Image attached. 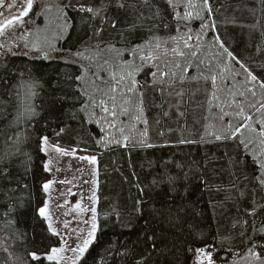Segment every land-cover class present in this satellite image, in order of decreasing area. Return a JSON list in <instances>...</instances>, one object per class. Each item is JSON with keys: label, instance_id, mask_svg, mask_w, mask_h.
Returning <instances> with one entry per match:
<instances>
[{"label": "trees", "instance_id": "16d2710c", "mask_svg": "<svg viewBox=\"0 0 264 264\" xmlns=\"http://www.w3.org/2000/svg\"><path fill=\"white\" fill-rule=\"evenodd\" d=\"M26 31L0 50V264H50L60 242L39 214L41 136L97 159L80 264L264 261V0H36ZM157 44L159 61L130 55Z\"/></svg>", "mask_w": 264, "mask_h": 264}, {"label": "rangeland", "instance_id": "374dc122", "mask_svg": "<svg viewBox=\"0 0 264 264\" xmlns=\"http://www.w3.org/2000/svg\"><path fill=\"white\" fill-rule=\"evenodd\" d=\"M35 3L36 0H32V8L27 10V15H23V11L27 9V0H0V10H2L0 24L5 23L6 20H13V24L5 29L3 35H0V45H2L0 50L5 54L15 47L12 41L15 40L16 43L17 40L21 41L27 36L26 22L32 14ZM25 90L27 91V86ZM32 97L27 96L28 105H31ZM42 150L46 155L45 164L48 165L49 173L45 183L49 181L51 183L45 191V201L40 206L45 209V216H40L60 239L59 244L53 247L60 251L56 253L50 251L44 256L46 258L49 255L53 256L51 260L47 258L50 264H80L81 258L95 241L97 234L96 156L62 149L51 144L49 139L47 143H42ZM93 225H95L94 232ZM89 239L92 243L82 252L80 249Z\"/></svg>", "mask_w": 264, "mask_h": 264}, {"label": "snow or ice", "instance_id": "6c2138e0", "mask_svg": "<svg viewBox=\"0 0 264 264\" xmlns=\"http://www.w3.org/2000/svg\"><path fill=\"white\" fill-rule=\"evenodd\" d=\"M204 2H205V4H207L208 0H204ZM31 8H32V0H27V9H25L22 14L23 15H27V10L28 9H31ZM88 11H91V9H88ZM209 11H210V8H209ZM16 19H18V17ZM12 24H13V20H6L5 23L0 24V35H3L5 29L8 28V27H10ZM178 31H179V29H178ZM190 39H191V36H189L187 39L184 40L185 47H189L188 40H190ZM0 47H2V45H0ZM221 47H223L222 44H221ZM159 48H160V45L159 44H157L155 46V48H152L149 45V50L148 51H144V47L143 46H137L130 53V55H132L133 57H136L138 52H143L142 55H139V60L141 61V65H144V64L148 63L149 61H159V59H160ZM172 51L175 54H177V55H180V56H183L184 55V52L183 51H178L177 49H172ZM224 51L227 53V55L229 57L232 56L231 53L227 52V49H224ZM163 54L164 55H167V50L166 49L164 50ZM124 65L125 66H128V62H124ZM152 67L156 68V71H149L147 73V75L150 76L151 78L155 79L157 77V73L158 72H159V75L161 77H165V76L168 75L167 72L161 70L160 64L158 62L152 64ZM177 67H179V65H177ZM185 70H187V69H185ZM127 75L128 76H131V73H128ZM249 75H251V74L249 73ZM111 78L116 81V84L110 88V91L114 93V92H116L117 88L120 87L121 83L125 80V76H120L119 78H117L116 75H115V73H112L111 74ZM251 78H252V80H255L256 79L254 76H252ZM77 79H79V77ZM215 79H216L215 77H212V80H213V83L214 84H215ZM130 83L131 84H135L136 81L132 80V81H130ZM34 87H35L34 84H30V85L27 86L26 95L28 97H31V96H34L35 95ZM261 87L264 88V84H262ZM132 90L133 89L131 87L128 88V91L129 92H131ZM97 91H100L104 95L109 96V100H111L113 102V105H115L116 97L114 95H109L108 92H104L103 89H99V88L97 89ZM240 95L243 96V93H240ZM214 98H215V96H214ZM127 102H129V101H125V103H127ZM99 103H100L101 106H103V111H105V112L109 111L108 107L106 106L105 100L101 99ZM233 103H235L234 100H233ZM238 108H239V111L237 112V115L243 116L245 120H250L251 119L250 116L244 115V109H243V107H240L238 105ZM261 108H264V103H261ZM32 110L33 109H32V107L30 105L26 109V111H28V112H31ZM112 115L115 116L116 113L113 111L112 112ZM241 127H248V125L242 124L239 127L235 128L234 130H231L229 134L231 136H235V134L240 131V128ZM61 131H62V129H61ZM260 135L262 137H264V121H261L260 122ZM216 138L217 139H221L220 136H217ZM40 140H41L42 143H47L48 137L47 136H41L40 137ZM93 161H94V158H93ZM45 168L46 169L48 168V165L47 164H45ZM50 183L51 182L49 181V182L43 184V188H44L45 191H47ZM93 211H94V209H93ZM39 214L41 216H45V209L44 208H40L39 209ZM49 227H51V226H49ZM94 231H95V225H93V232ZM261 231H264V229H261ZM90 236H91V233H90ZM91 243H92V240L91 239L85 241L84 242V247L82 249H80V250L82 252L85 251L88 248L89 244H91ZM51 251H52V253H56V252H58L60 250L53 248ZM198 251L199 252H203L204 250L203 249H199ZM30 255L32 256V259L37 260V261L40 260V257L36 253H31ZM252 255H254L257 259H260V257L262 255H264V250H262L261 253L252 252ZM47 258L49 260H51V259H53V256L49 255ZM208 260H209V264H212L210 255L208 257ZM261 264H264V261H261Z\"/></svg>", "mask_w": 264, "mask_h": 264}, {"label": "flooded vegetation", "instance_id": "af4514ba", "mask_svg": "<svg viewBox=\"0 0 264 264\" xmlns=\"http://www.w3.org/2000/svg\"><path fill=\"white\" fill-rule=\"evenodd\" d=\"M1 15H2V10H0V21L2 20Z\"/></svg>", "mask_w": 264, "mask_h": 264}]
</instances>
